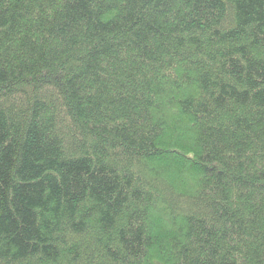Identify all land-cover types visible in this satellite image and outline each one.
Masks as SVG:
<instances>
[{"label":"trees","instance_id":"16d2710c","mask_svg":"<svg viewBox=\"0 0 264 264\" xmlns=\"http://www.w3.org/2000/svg\"><path fill=\"white\" fill-rule=\"evenodd\" d=\"M0 264H264V0H0Z\"/></svg>","mask_w":264,"mask_h":264}]
</instances>
